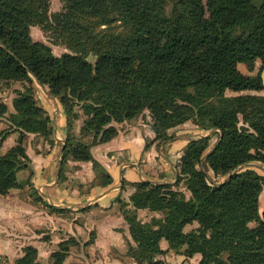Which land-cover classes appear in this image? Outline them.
I'll list each match as a JSON object with an SVG mask.
<instances>
[{
	"label": "trees",
	"instance_id": "16d2710c",
	"mask_svg": "<svg viewBox=\"0 0 264 264\" xmlns=\"http://www.w3.org/2000/svg\"><path fill=\"white\" fill-rule=\"evenodd\" d=\"M47 1L0 0V79L32 75L59 98L66 113L81 102L88 115L86 129L102 131L103 141L116 134L109 123L132 118L144 108L158 132L188 119L219 132L212 149L209 135L186 141L180 173L189 198L173 190L172 183L132 182L129 199L135 208L164 211L163 218L151 223L127 214L135 242L132 256L141 263L164 252L159 245L164 238L174 251L184 246L185 256L199 253L200 264H264V214L258 211L264 175L247 166L264 163V96L225 95L226 89L264 88V0H62L67 11L55 16L53 26L44 15ZM170 3L179 10L166 12ZM89 16L103 23L121 20L130 26L129 33L96 36L80 22ZM33 23L68 34L76 53L54 55L48 45L32 39ZM87 43L94 47L93 63L84 56ZM257 60L256 75L237 67L244 63L252 68ZM13 107L17 126L52 133L32 94L19 92ZM239 114L247 126L238 125ZM24 158L20 142L0 152V193L18 185ZM241 164L245 170L234 171ZM209 169L230 176L218 183ZM108 178L112 181V175ZM193 221L198 226L184 231ZM250 221L256 224L250 226ZM60 256L55 264L61 263ZM16 264L42 263L28 246Z\"/></svg>",
	"mask_w": 264,
	"mask_h": 264
},
{
	"label": "rangeland",
	"instance_id": "374dc122",
	"mask_svg": "<svg viewBox=\"0 0 264 264\" xmlns=\"http://www.w3.org/2000/svg\"><path fill=\"white\" fill-rule=\"evenodd\" d=\"M172 9L179 10L171 3L166 6V12ZM66 11L62 0H48L44 15L53 26L55 16ZM80 22L96 36H125L130 30L129 25L118 19L103 23L98 17L89 16ZM46 26L47 23L31 24L32 39L48 45L56 56L76 53L68 43V34ZM86 46L84 56L93 63L96 59L94 47L89 43ZM260 65L257 60L252 68L244 63H238L237 67L245 74L256 75ZM262 72L264 74V67ZM19 92L32 94L45 110L51 134L25 131L15 124L11 117L15 113L13 99ZM249 94L264 96V88L225 90L227 97ZM86 118L88 115L81 102H75L72 110L66 113L59 98L32 75L27 79H0V152L20 142L27 154L23 167L17 171L18 185L0 193V264H16L28 246L36 249V260L42 264H55L60 254L63 255L60 264H200L199 253L185 256L184 246L174 251L164 238L159 241L164 252L150 255L139 263L130 251L135 242L126 216L134 212L139 221L151 223L163 218L164 211L135 208L129 195L135 190L133 181L145 180L151 184L172 183L173 190L189 198L191 192L180 173L181 156L187 142L180 149L177 148L180 143L173 144L178 138L187 141L209 135V148L212 149L219 141V132L193 119L158 132L152 127L149 109L144 108L132 118L109 123L116 134L103 141L102 131L95 134L94 130L86 129ZM238 125L247 126L241 114ZM138 137L143 140L145 149L155 146V151L145 159L142 150L137 154L135 138ZM85 155L87 157H83ZM243 165H238L234 171L245 170ZM247 166L264 175L263 162L250 161ZM165 171H170V176H165ZM132 172L133 176L129 175ZM109 174L112 181H109ZM208 174L218 183L230 176L213 174L211 169ZM113 188L112 192L117 193L109 198L108 191ZM258 211L263 216L264 184L258 196ZM255 224V221L249 222L250 226ZM197 226L198 222L193 221L183 230Z\"/></svg>",
	"mask_w": 264,
	"mask_h": 264
},
{
	"label": "crops",
	"instance_id": "0c3cea01",
	"mask_svg": "<svg viewBox=\"0 0 264 264\" xmlns=\"http://www.w3.org/2000/svg\"><path fill=\"white\" fill-rule=\"evenodd\" d=\"M136 139V141H137V143H138V148H137V154H139V151L140 150H142L143 152L142 153H144V159L146 158V156L148 155V156H150V154H152L153 153V150L155 151V146L153 145V146H151V147H147V149H145L144 148V144H143V140L142 139H140L139 137L138 138H135ZM179 141V142H178ZM185 142H186V140H185V138H178L177 139V142H174V144L173 145H175V143H180L179 144V146L177 147V148H181L184 144H185ZM124 143V141L122 142V146L125 144H123ZM145 143V142H144ZM120 144H119V146H121ZM140 147V148H139ZM138 156V155H137ZM133 163H135V162H133ZM160 164H161V166H162V162H159ZM115 171V170H114ZM112 172V175L114 176V178H115V172ZM140 173V172H139ZM165 176H170V171H165ZM129 175H132L133 176V172L132 173H130ZM130 178H128V180H129ZM120 180H121V178H120ZM132 180H136V179H132ZM130 181V180H129ZM114 190V188L113 189H111L110 191H108V194H110L108 197L109 198H112V196H114V195H116V193L117 192H112ZM107 194V195H108ZM103 197H106V195L104 196L103 195Z\"/></svg>",
	"mask_w": 264,
	"mask_h": 264
},
{
	"label": "water",
	"instance_id": "95a60500",
	"mask_svg": "<svg viewBox=\"0 0 264 264\" xmlns=\"http://www.w3.org/2000/svg\"><path fill=\"white\" fill-rule=\"evenodd\" d=\"M261 76H262V83H263V87H264V74H263V72L261 73Z\"/></svg>",
	"mask_w": 264,
	"mask_h": 264
}]
</instances>
